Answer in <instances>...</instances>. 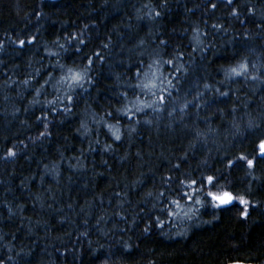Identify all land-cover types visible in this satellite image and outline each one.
Segmentation results:
<instances>
[{"label": "trees", "instance_id": "obj_1", "mask_svg": "<svg viewBox=\"0 0 264 264\" xmlns=\"http://www.w3.org/2000/svg\"><path fill=\"white\" fill-rule=\"evenodd\" d=\"M154 61L163 104L137 87ZM261 140L264 0H0V264H263ZM207 176L203 206L181 197Z\"/></svg>", "mask_w": 264, "mask_h": 264}, {"label": "snow or ice", "instance_id": "obj_2", "mask_svg": "<svg viewBox=\"0 0 264 264\" xmlns=\"http://www.w3.org/2000/svg\"><path fill=\"white\" fill-rule=\"evenodd\" d=\"M228 4L232 3V0H227ZM213 8H215V5L212 6ZM233 15H237V13L235 11H233L232 13ZM155 15L159 16L160 13L157 12L155 13ZM213 27H218L217 25H214ZM35 40V37H33L32 39L25 41V40H20L19 44L20 46H24L25 43L31 44L33 43V41ZM61 47H63L61 45ZM97 57L99 58V54H96ZM92 61L89 60V64H91ZM160 61H154V64L156 65V71H149V72H145L144 73V80L137 85L138 88L141 89V91H145L147 90L148 92H150L153 96L157 95V92L159 91V96H158V102L159 104H163L165 101V96L164 93L168 92V88L172 87V82L171 80H166V78L163 76L162 73H159V65H160ZM164 63H168V64H172L173 61L169 60V61H165ZM153 66L150 65L149 68L151 70ZM248 63L247 62H241L239 63L237 66L232 67L229 71H228V76L232 77V76H246L247 72H248ZM88 68L85 67L83 69L80 70H75L72 68H69L67 70V73L61 78L62 83H64L67 88L69 90L74 89L75 87H83L84 82L86 81V79L88 78ZM176 71H180L179 68L176 69ZM137 75L139 76L140 73L137 72ZM255 77H253L254 79ZM25 83H27V81H25ZM165 84H167V86H165ZM222 95H227V93H221ZM66 99L69 103H71L73 101V97L71 95H67ZM156 101H153L152 103H144L142 101L139 100V98H137V100L135 102H132V107L128 108L127 106L123 109V111L128 114L129 119H132V117L138 113V112H142L144 110V108H151L153 107V104H155ZM68 109H65V111H67ZM109 115H111V113H109ZM38 119H40L38 117ZM107 127L109 128L110 132L112 133L113 137L115 140H120L121 139V135H120V130L118 127L114 126V125H107ZM46 133H41V135H45ZM258 150H259V154L260 156L264 157V140H261L258 144ZM16 155V152L13 151L12 149H9L6 153V157H13ZM241 161H245L248 165L249 168H252L254 166V160H249L247 159L246 156H241L238 158ZM232 161H229V167L232 166ZM177 167H179L177 165ZM169 180L171 179V177L168 178ZM181 184H184V181L180 182ZM216 183H217V178L214 176H207L204 177L200 182V187H194L198 184V182L196 180H191L187 183L186 187H189L191 189V193L189 192H183L181 193V197L182 198H187L189 201L194 202V204L196 205H201L203 206L204 201H202L201 199H199V194L202 191V189L207 186L209 188H213L216 187ZM151 195V194H149ZM164 193L161 192L159 193V197H164ZM203 195L209 200L210 203H212L213 207L219 208L221 206L224 205H229L231 204L234 200H238L240 205H243V211L241 212V216L242 217H247L248 215V205L249 202L244 199L243 196H233L231 193L226 192V191H217V192H213L211 190L203 192ZM170 203L172 205H175L176 208H180V201L179 200H171ZM167 214L169 216H175L177 215V213L175 211H167ZM185 215H188L187 213H185ZM190 218V217H189ZM157 222L158 225L162 226V222L159 221V218H157ZM147 230V229H146Z\"/></svg>", "mask_w": 264, "mask_h": 264}, {"label": "water", "instance_id": "obj_3", "mask_svg": "<svg viewBox=\"0 0 264 264\" xmlns=\"http://www.w3.org/2000/svg\"><path fill=\"white\" fill-rule=\"evenodd\" d=\"M229 264H260V263H252V262H242V261H235ZM264 264V263H263Z\"/></svg>", "mask_w": 264, "mask_h": 264}]
</instances>
